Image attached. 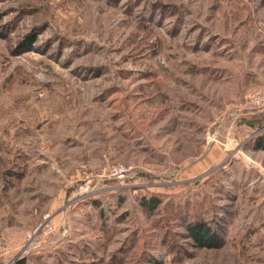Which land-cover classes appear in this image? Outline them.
I'll list each match as a JSON object with an SVG mask.
<instances>
[{"label":"rangeland","instance_id":"374dc122","mask_svg":"<svg viewBox=\"0 0 264 264\" xmlns=\"http://www.w3.org/2000/svg\"><path fill=\"white\" fill-rule=\"evenodd\" d=\"M0 264H264V0H0Z\"/></svg>","mask_w":264,"mask_h":264},{"label":"trees","instance_id":"16d2710c","mask_svg":"<svg viewBox=\"0 0 264 264\" xmlns=\"http://www.w3.org/2000/svg\"><path fill=\"white\" fill-rule=\"evenodd\" d=\"M29 44V45H28ZM30 46V41L27 43ZM154 205L158 203V200H153ZM189 237L192 239L196 247L201 248H214L220 245L216 236L210 232L209 228L205 225H197L189 228Z\"/></svg>","mask_w":264,"mask_h":264}]
</instances>
